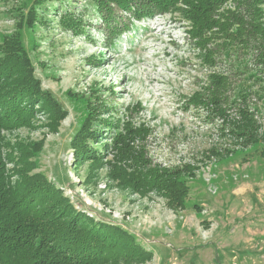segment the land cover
I'll return each mask as SVG.
<instances>
[{
  "label": "rangeland",
  "instance_id": "1",
  "mask_svg": "<svg viewBox=\"0 0 264 264\" xmlns=\"http://www.w3.org/2000/svg\"><path fill=\"white\" fill-rule=\"evenodd\" d=\"M32 1L0 0V41L22 32L18 21ZM236 4L227 0L220 11ZM41 7L46 23L32 31L25 23V42L43 88L67 112L56 131L40 113L32 127L4 132L11 145L40 147L32 172L55 181L78 209L134 233L154 252L141 264H264V141L246 145L210 106L191 99L196 94L209 101V87H218L212 75H224L231 116L245 96L264 123V67L253 50L229 47L221 37L202 46L178 10L142 19L123 12L108 26L96 0H47ZM65 12L83 15V32L64 28L59 20ZM114 28L119 33L109 38ZM102 104L109 110L101 117L149 127L137 144L153 163L186 170L184 208H170L156 192L140 195L123 186L109 177V165L95 173L88 162H76L70 140Z\"/></svg>",
  "mask_w": 264,
  "mask_h": 264
},
{
  "label": "trees",
  "instance_id": "2",
  "mask_svg": "<svg viewBox=\"0 0 264 264\" xmlns=\"http://www.w3.org/2000/svg\"><path fill=\"white\" fill-rule=\"evenodd\" d=\"M47 0H33L28 12L18 21L22 28L0 41V264H141L154 252L143 245L120 224L97 220L78 209L64 190L42 172H32V156L39 146L6 141L4 132L32 127L38 115L46 116L48 126L58 129L67 110L53 93L42 86L36 74L30 46L25 42V23L33 30L36 23H46L38 8ZM106 13L108 26L118 22L123 12L142 19L155 12L181 11L190 22L188 31L206 47L213 37H221L229 47L241 45L253 50V58L264 67V0H236L232 9L220 11L227 0H96ZM117 8L119 11H115ZM60 23L75 34L83 32V15L65 12ZM119 30H109V38ZM97 56L91 55L90 61ZM100 65V62H96ZM209 101L194 94L229 125L237 139L263 142L264 123L246 104H238L231 116L222 87L227 77L214 73ZM216 85V86H217ZM103 110L89 111L70 140L77 163H89L93 172L104 165L110 176L140 195L156 192L172 209L184 208L189 196L184 169L153 163L139 148L147 139L149 127L108 115ZM107 136V137H104ZM105 140L110 142H103ZM263 154H264V150ZM12 166H8V165ZM187 167V166H186ZM193 168V167H192ZM189 171L190 168L187 167ZM94 173V176L96 174Z\"/></svg>",
  "mask_w": 264,
  "mask_h": 264
}]
</instances>
